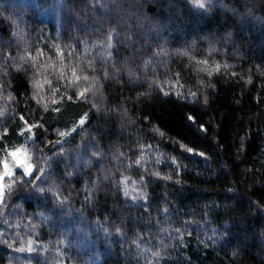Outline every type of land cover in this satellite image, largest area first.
Returning a JSON list of instances; mask_svg holds the SVG:
<instances>
[{
  "label": "trees",
  "instance_id": "obj_1",
  "mask_svg": "<svg viewBox=\"0 0 264 264\" xmlns=\"http://www.w3.org/2000/svg\"><path fill=\"white\" fill-rule=\"evenodd\" d=\"M205 2L0 0V159L51 165L0 264H264V0Z\"/></svg>",
  "mask_w": 264,
  "mask_h": 264
},
{
  "label": "snow or ice",
  "instance_id": "obj_2",
  "mask_svg": "<svg viewBox=\"0 0 264 264\" xmlns=\"http://www.w3.org/2000/svg\"><path fill=\"white\" fill-rule=\"evenodd\" d=\"M208 2H210V0H208ZM195 6L201 9H205L206 2L205 0H195ZM111 46H112L111 43L107 45L108 48H111ZM72 76L75 77L76 79H83L85 81L89 80V77L87 75L78 76L75 68L72 69ZM69 83L71 84L72 82L69 81ZM80 95H83V93H80ZM21 119H23V117H21ZM84 123L85 120L81 119L79 121V124L73 127L71 131H67V132L61 131L59 135L61 137H64L65 140L64 141L58 140L56 143L58 144L64 143L67 137L71 136L72 133L76 132L77 127L82 128ZM35 126L36 125H29V130L31 129V127H35ZM161 134L163 135V133ZM27 139L29 138L26 137V140ZM53 147H55V145H53ZM17 151L18 150H13L12 152L7 153L5 158L3 160H0V166H2V170H0V203L5 202V197L11 195L13 188L17 184H19L20 186L32 185L35 188V190L41 193L45 191V189L39 187V185L36 184L35 181H40L41 177L45 175L46 172L45 166H47L48 168L51 167V165L47 163L48 160L50 159L49 154H44L43 164H42L40 158H33L31 156L26 157L25 160L18 159ZM188 151L191 152L192 150L189 148ZM96 155L97 153H93V156ZM8 156L12 158L11 163L8 160ZM136 163L137 165H139L140 161H137ZM14 169H20V172L17 173L16 171H14ZM162 178H167V177H162ZM54 195L57 194L54 193ZM125 195H128L127 188H125ZM18 250L23 251L24 249H18Z\"/></svg>",
  "mask_w": 264,
  "mask_h": 264
},
{
  "label": "rangeland",
  "instance_id": "obj_3",
  "mask_svg": "<svg viewBox=\"0 0 264 264\" xmlns=\"http://www.w3.org/2000/svg\"><path fill=\"white\" fill-rule=\"evenodd\" d=\"M14 150H18L17 151V158L20 160H25L26 157L31 156V154L29 153L30 151L25 146H20ZM12 151L13 150H9L8 153H10ZM3 159H4V157L3 158L1 157L0 160H3ZM8 160L10 163L12 162V158L10 156H8ZM0 170H2V166H0ZM17 170H20V169H14V171H16V172H17ZM7 203H8V196L5 197L4 203H0V216L4 217L2 221H5V222L8 220V217H9V212L6 210ZM34 246H35V244H34ZM32 248H33L32 243H30V244L26 245V248H24L25 250H23V251H27V254H29L32 252V250H33ZM26 263L27 262H25V264Z\"/></svg>",
  "mask_w": 264,
  "mask_h": 264
}]
</instances>
